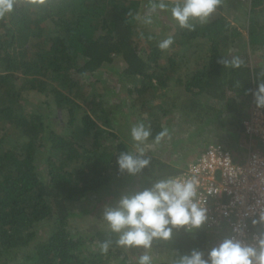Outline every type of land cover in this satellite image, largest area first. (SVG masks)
Instances as JSON below:
<instances>
[{
  "label": "trees",
  "instance_id": "1",
  "mask_svg": "<svg viewBox=\"0 0 264 264\" xmlns=\"http://www.w3.org/2000/svg\"><path fill=\"white\" fill-rule=\"evenodd\" d=\"M150 2L155 0H47L41 9L19 8L0 19V264H135L136 249L99 252V242L108 238L104 230L73 232L70 219L88 213L73 207L93 201L101 210L122 191L181 172L188 159L171 163L166 154L145 152L150 163L140 174L118 175L116 154L131 150L132 142L120 133L118 112L98 101L101 81L93 78L100 73L112 71L116 82L127 83L119 93L126 95L129 112L115 107L125 119L136 116L127 126L147 121L155 134L169 113L191 111L190 121L230 125L231 139L245 141L242 121L248 115L241 104L249 98L254 103L252 92L264 82V67L252 66L249 58L264 53V0H222L236 12L218 14L193 31L160 11L144 25ZM167 36L173 44L159 49ZM228 44L238 50L240 68L217 63ZM187 46L194 49L189 62L178 51ZM115 60L119 66L112 70ZM173 85L182 94L169 103L165 94ZM206 96L221 101L210 107L211 117L197 105ZM159 97L163 101L155 105ZM249 226L257 235L264 231L260 220ZM216 241L200 226L155 242L151 251L161 257L155 264H167L173 249L206 254Z\"/></svg>",
  "mask_w": 264,
  "mask_h": 264
},
{
  "label": "clouds",
  "instance_id": "2",
  "mask_svg": "<svg viewBox=\"0 0 264 264\" xmlns=\"http://www.w3.org/2000/svg\"><path fill=\"white\" fill-rule=\"evenodd\" d=\"M47 0H0V19L7 20L19 8L41 9ZM222 0H155L150 2L144 25L152 24V13L167 12L170 21L187 31L197 25H205L219 13ZM143 35V34H141ZM173 44L172 36L159 41L157 47L168 49ZM217 63L225 69L240 68V56H222ZM236 87H240L237 83ZM257 108L264 107V82H258L252 92ZM132 149L116 154L118 175L136 176L150 163L145 155L150 149L170 138L168 127H161L153 134L150 122L137 121L128 129ZM207 220L204 195L199 179L188 173L177 172L155 176L144 187L122 191L113 202L102 206L99 221L108 238L99 242V252L107 254L110 249H140L135 264H155L151 249L155 242H169L180 230L191 234ZM264 224V213L260 215ZM255 224L256 221H253ZM255 243L225 238L205 254L197 248L186 253L175 249L167 264H264V231L254 237ZM216 243V242H215Z\"/></svg>",
  "mask_w": 264,
  "mask_h": 264
},
{
  "label": "built area",
  "instance_id": "3",
  "mask_svg": "<svg viewBox=\"0 0 264 264\" xmlns=\"http://www.w3.org/2000/svg\"><path fill=\"white\" fill-rule=\"evenodd\" d=\"M242 126L243 147L230 148L225 139L208 142L181 167L200 181L207 209L201 227L217 238L216 245L225 238L254 244L258 235L249 222L264 213V107L251 103Z\"/></svg>",
  "mask_w": 264,
  "mask_h": 264
},
{
  "label": "rangeland",
  "instance_id": "4",
  "mask_svg": "<svg viewBox=\"0 0 264 264\" xmlns=\"http://www.w3.org/2000/svg\"><path fill=\"white\" fill-rule=\"evenodd\" d=\"M223 7V11L219 10L218 14H222L225 17L227 16V13H233L232 11L236 12V9H233L232 5H226V6H222ZM143 13V11H142ZM161 13V12H160ZM148 14V13H147ZM217 14V15H218ZM217 15H214L212 18H215ZM162 17V16H161ZM165 17H169V15H165ZM166 23V22H164ZM159 26V24H157ZM163 22L161 25V29H162ZM206 45L202 44V49L201 50V54H204V52L206 51ZM225 47H223V51L222 54L225 55H229V54H235L237 55L238 50H235L231 47H229L228 45H224ZM194 49H192V47L187 46L186 48H179L178 51L183 52L184 58H186L187 60H183V61H191L188 60V57L193 59L195 58L194 55L191 53L193 52ZM257 55V56H256ZM188 56V57H186ZM174 57V56H173ZM204 57V56H203ZM264 57V53L263 51H260L259 53H255V56H251L249 55L250 58V64L252 66H258V67H264V60L262 59ZM167 56L163 55L162 59H166ZM117 60V59H116ZM116 63H114L112 65V70L117 68V66H119V62L116 61ZM176 60L178 61L179 58H176ZM181 60V63L183 62ZM189 66V65H188ZM190 67V66H189ZM185 69V68H184ZM185 71V70H184ZM112 71H110L107 75H101V73L99 74V76H97L96 78H93V81H95L96 79H99L101 82L100 84H97L95 86L96 89V93L98 92L99 94H101L100 98L98 99V101H103V103L106 105H108L110 107V109L112 111H117L118 113H116L117 117L116 119L121 121L119 130L120 133L122 134H128V129L131 125L127 126V123L129 121L133 122L136 119V116H130V117H126L124 114H120L118 110L115 109L116 106L119 107L120 111H124L126 109V113L129 112L128 107V100L126 99V95L124 93H119V87H122L125 84H127L125 81L120 80L116 82V78L112 75L111 73ZM182 74H185L183 71H180ZM185 78V77H184ZM129 87V85L127 86ZM107 92H106V90ZM112 94V95H111ZM162 94V92H161ZM182 94V87L181 86H177V85H173L168 91H166V100L169 103H174L175 102V96H179ZM30 96L35 98V101L37 103L41 102L42 99L39 100V98H37V96L30 94ZM201 99V98H200ZM31 100V99H30ZM163 101V98L161 99L160 97L155 101V105L161 104V102ZM221 102V101H220ZM220 102L217 103L215 101H213L212 99H210L208 96L203 97L201 102H197V105H202L203 109L201 110L202 112H204L206 114V112L209 114V116H212V111H211V106L217 108L220 105ZM196 105V108H197ZM215 105V106H214ZM249 105H251L250 103V98L244 101L243 104H241V108H242V114L246 117L248 115V111H249ZM217 106V107H216ZM90 112V111H89ZM198 113V112H197ZM91 114V113H90ZM194 113H192L191 111H188L186 113L180 112L179 110L173 111L171 113H169L168 115H166V117H164L162 119V123L163 125L166 127V122L168 123V128L170 131V138L167 139L166 141L161 142L160 145L155 146L153 148L147 149L145 152H149L152 154H155L156 156H162L163 154H166L167 158H170V162H175L180 156L185 157L189 160L193 159L194 157H196L199 152L202 149V146L205 145L208 142H214V141H218V140H223V139H227L225 140L227 143L226 145H228L230 148H232V145L236 144L235 140L231 139V136L229 133H227L226 128H230V125L224 124L223 126H219L218 125H206L204 122H196V121H190L191 117L193 116ZM205 116V115H204ZM223 115H221L222 117ZM184 118H186V121L184 120ZM224 118V116H223ZM125 119V120H124ZM208 118H206L207 120ZM227 122V121H226ZM117 132V131H114ZM229 132V131H228ZM231 132V131H230ZM14 139H18L19 141L21 140L19 138V135H13ZM230 136V137H228ZM241 147H243V143L240 142L239 144ZM243 148H240V150H242ZM180 159V158H179ZM179 167H182L181 165H179ZM137 180V179H136ZM114 200H107L104 204L106 203H111ZM93 201L90 204H81V202L77 203L74 207L73 210L75 213H80L81 209H85V211H87V214H78L79 217L77 218H72L71 223L73 225V232H94L97 230H103L102 226L100 224L99 221V213L101 210H98L96 208H93L92 205ZM103 204V205H104ZM98 207L99 209H102V206ZM70 223V224H71ZM140 249H136L134 250V255L138 256L140 254ZM151 255L154 258V261L160 259L161 257L151 251ZM18 264V263H15Z\"/></svg>",
  "mask_w": 264,
  "mask_h": 264
},
{
  "label": "crops",
  "instance_id": "5",
  "mask_svg": "<svg viewBox=\"0 0 264 264\" xmlns=\"http://www.w3.org/2000/svg\"><path fill=\"white\" fill-rule=\"evenodd\" d=\"M235 142H236L237 145L240 144V142L244 143V141H241V140H238V141L235 140ZM237 145H236V146H237Z\"/></svg>",
  "mask_w": 264,
  "mask_h": 264
}]
</instances>
